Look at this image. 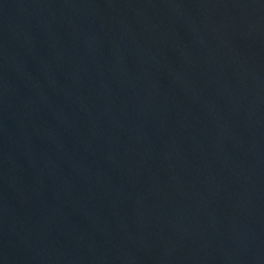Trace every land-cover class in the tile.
<instances>
[{"label":"water","instance_id":"water-1","mask_svg":"<svg viewBox=\"0 0 264 264\" xmlns=\"http://www.w3.org/2000/svg\"><path fill=\"white\" fill-rule=\"evenodd\" d=\"M0 264H264V0H0Z\"/></svg>","mask_w":264,"mask_h":264}]
</instances>
